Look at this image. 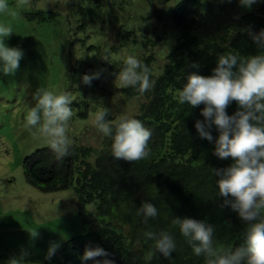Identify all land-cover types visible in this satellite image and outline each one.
I'll return each mask as SVG.
<instances>
[{
	"label": "trees",
	"instance_id": "obj_1",
	"mask_svg": "<svg viewBox=\"0 0 264 264\" xmlns=\"http://www.w3.org/2000/svg\"><path fill=\"white\" fill-rule=\"evenodd\" d=\"M89 1L68 0L70 11L77 15L75 23L79 32L90 24V9L86 7ZM145 1L151 6H163L171 0ZM120 7L124 10L123 4ZM204 10L201 0H182L173 8L170 29L176 43L159 67L155 49L160 48V37L126 30L123 25L116 29V43L111 51L117 53L126 48L135 51L136 58L149 68L150 79L155 82L143 94L133 88L118 89L123 102L138 99V111L131 117L142 121L152 132L146 158L132 162L116 160L111 152V138L104 137L99 149L71 145L70 154L61 160L55 158L49 146L24 160V178L30 186L43 193L74 191L77 217L87 229L84 235L66 242L46 264H81L85 249L96 246L110 254L113 264H204V259L192 254L178 228L172 225L173 217L193 218L213 225L215 239L225 249L244 245L245 225L235 212L223 206L212 172L230 166L232 161L215 157L214 142L209 143L196 133L194 124L203 119L200 116L203 105L196 108L181 105L177 95L186 82V74L197 71L189 67L192 63L199 64V75L209 76L220 54L245 57L258 54L246 30L264 29V4L250 11L244 9L240 16L230 20L231 29L225 28L229 35L221 34L212 41L194 36L201 26ZM41 20L45 18L42 16ZM76 42L81 41L74 38L71 44ZM89 49L101 53L99 47ZM116 65L115 62L109 68L119 73L124 63H120V69ZM235 111L237 105L233 102L227 113L232 115ZM78 115L85 118L87 113ZM212 135L214 139L218 135L215 129ZM147 201L155 204L159 215L145 224L136 212ZM149 230L173 234L176 251L171 258L157 254L151 261L146 260L152 242L143 233Z\"/></svg>",
	"mask_w": 264,
	"mask_h": 264
},
{
	"label": "rangeland",
	"instance_id": "obj_2",
	"mask_svg": "<svg viewBox=\"0 0 264 264\" xmlns=\"http://www.w3.org/2000/svg\"><path fill=\"white\" fill-rule=\"evenodd\" d=\"M181 1L151 6L145 0H90L86 4L90 24L79 32L77 15L70 11L68 0H7L16 16L0 14V23L13 29L8 46L21 48L25 55L15 75L0 73V264H7L21 250L30 253V264H46L51 244H58V251L87 232L77 217L72 189L43 193L25 181L24 160L49 146L46 137L24 126L29 107L35 105L34 94L45 89L70 94L73 117L67 134L71 145L99 149L104 136L95 126V113L107 108L108 116L114 118L107 119L114 125L122 116L135 115L139 105L137 98L121 100L118 73L109 68L116 62L120 69L129 55L136 57L129 48L111 51L117 28L123 25L126 30L160 37V48L155 49L159 67L176 43L170 29L171 13ZM201 1L205 6L203 20L194 36L212 41L221 34L229 35L225 28H230V20L244 10L238 0ZM74 38L81 42L71 44ZM91 46L99 47L101 53L89 49ZM98 70H104L100 79L91 85L82 83L85 73ZM85 112V118L78 115ZM33 231L39 234L35 239L30 235Z\"/></svg>",
	"mask_w": 264,
	"mask_h": 264
},
{
	"label": "clouds",
	"instance_id": "obj_3",
	"mask_svg": "<svg viewBox=\"0 0 264 264\" xmlns=\"http://www.w3.org/2000/svg\"><path fill=\"white\" fill-rule=\"evenodd\" d=\"M231 3V0H222ZM245 10L264 4V0H238ZM0 14L15 18L7 0H0ZM258 49L257 55L240 56L220 54L211 75L198 74L199 64L189 67L196 69L186 74V82L179 89L177 101L190 108L203 105L202 120H197L194 128L199 138L214 142L213 155L220 160L231 159L230 166L212 169L216 177L218 197L223 206L235 212L245 225V243L233 249L220 247L215 239V228L206 221L193 218L173 217L171 223L179 230L192 254L202 257L204 264H264V29L259 32L246 30ZM13 29L0 23V73L13 76L19 70L24 51L19 47H9L7 41ZM104 70L85 73L81 77L84 85H91L100 79ZM149 68L135 56L129 55L124 67L118 73L121 87L133 88L140 94L154 86ZM33 99L35 105L29 107L25 115V127L35 129L47 138L48 145L57 160L70 154L71 141L68 137L69 122L73 117L72 98L62 92L37 90ZM235 102L237 111L232 115L227 108ZM109 111L103 108L95 113L94 123L99 133L111 138V152L116 160L138 161L149 155L150 129L142 121L122 116L113 125L108 119ZM218 134L214 139L212 132ZM136 214L142 216L145 224L155 219L158 209L151 202H143ZM35 239L37 231L30 233ZM147 241L152 242L146 260L151 261L159 254L169 259L176 251V241L168 231H145ZM59 245L51 244L46 260H51ZM109 253L99 247L86 248L80 257L81 264H113ZM30 253L21 250L11 257L7 264H30Z\"/></svg>",
	"mask_w": 264,
	"mask_h": 264
},
{
	"label": "water",
	"instance_id": "obj_4",
	"mask_svg": "<svg viewBox=\"0 0 264 264\" xmlns=\"http://www.w3.org/2000/svg\"><path fill=\"white\" fill-rule=\"evenodd\" d=\"M77 184H79V179H77Z\"/></svg>",
	"mask_w": 264,
	"mask_h": 264
}]
</instances>
